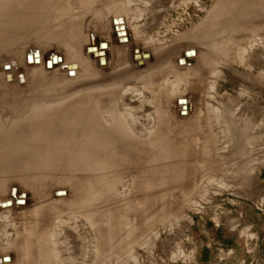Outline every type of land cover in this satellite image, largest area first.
<instances>
[{
    "label": "rangeland",
    "instance_id": "1",
    "mask_svg": "<svg viewBox=\"0 0 264 264\" xmlns=\"http://www.w3.org/2000/svg\"><path fill=\"white\" fill-rule=\"evenodd\" d=\"M31 1L7 0L15 9L8 4L0 47V194L10 185L12 195L30 194L28 206L26 194L14 201L25 208L0 211V257L10 254L0 264H42L39 224L53 236L51 264H264V12L257 0H47L53 6L43 2L46 9ZM213 16L221 20L214 23ZM207 17L209 28L198 30ZM121 22L130 28L126 44ZM94 39L107 65L86 59ZM188 48L197 58L187 65L178 59L195 56L184 54ZM38 50L44 59L52 53L59 59L31 68ZM165 51L170 55L159 57ZM85 96L118 100L139 130L146 125L147 160L141 146L119 138L113 152L99 153L89 166L66 150L58 163L48 156L44 171L26 175L30 184L2 172L39 155L11 152L27 139L36 143L25 134L45 127L42 117H31L34 107L59 104L52 116ZM179 97L190 108L181 110ZM60 130L56 150L65 146ZM8 198H1L3 208L14 204Z\"/></svg>",
    "mask_w": 264,
    "mask_h": 264
},
{
    "label": "bare ground",
    "instance_id": "2",
    "mask_svg": "<svg viewBox=\"0 0 264 264\" xmlns=\"http://www.w3.org/2000/svg\"><path fill=\"white\" fill-rule=\"evenodd\" d=\"M44 1H47V0H41V2H42V5H41V7H44V6H46V7H48V8H50L51 6H53V2H49V1H51V0H49L48 1V3H46V2H44ZM36 2H38V1H36V0H32L31 1V3H34V7L36 6L35 5V3ZM40 1L38 2V3H41ZM46 3L44 6H43V4L44 3ZM124 2V1H123ZM9 4V3H8ZM8 4H7V0H0V47H2L3 46V43H4V35H5V31H6V28H7V26L6 25H9V21H7V15H6V13H8V12H6L8 9H7V7L9 8V6H10V8H12L13 9V7L15 6V5H13V7H11V5L9 4V6H8ZM30 4V3H29ZM37 4V3H36ZM109 4V3H108ZM257 4L259 5V7H257L258 9H259V12H264V0H257ZM27 6H29L28 5V3H27ZM38 7L40 6V4H38L37 5ZM24 7V6H23ZM30 7H32V6H30ZM33 7V9H35L36 10V8H34ZM46 7H44L45 9H46ZM16 8H18L17 6H16ZM43 8V10L41 9V13H42V11L44 12L45 11V9ZM14 9H15V7H14ZM38 9H40V8H38ZM114 9V8H113ZM121 9V8H120ZM9 10H11V9H9ZM18 10V9H17ZM47 10H49V9H47ZM46 10V11H47ZM51 11H52V13H53V10H52V8L50 9ZM116 10V9H115ZM23 11H27V10H23ZM50 11V12H51ZM215 11H217V10H215ZM11 12H13L12 10H11ZM17 12H19V11H17ZM49 12V11H48ZM50 12L48 13V14H50ZM14 13V12H13ZM23 13V12H22ZM21 12H20V14H22ZM30 13V12H29ZM52 13H51V15H52ZM9 14V13H8ZM10 14H12V13H10ZM19 14V15H20ZM34 14V13H33ZM16 15H18V13H16L14 16L15 17H18V16H16ZM23 15V14H22ZM22 15H21V17H22ZM26 15H27V13H26ZM46 15V14H45ZM21 17H19V19H18V21H20V18ZM24 17V18H23ZM23 19H26L25 17H27V16H24L23 15ZM44 17V16H43ZM51 17V20H53L52 19V16H50ZM50 17H48L49 18V20H50ZM113 17H115V16H113ZM14 19H16V18H14ZM31 18H29V20H30ZM37 19V18H36ZM35 19V20H36ZM42 19H44V18H42ZM41 18L39 19V20H42ZM211 19V17L209 18V17H207V21H205L203 24H202V26H200L199 27V29L198 30H203V29H208L209 28V24L211 25V23H209V20ZM50 20V21H51ZM212 20H214V23H216V21H220L221 19H220V17H216V16H213V18H212ZM16 21V20H15ZM22 21V20H21ZM20 21V22H21ZM38 21V20H37ZM43 21H46V18L43 20ZM7 22H8V24H7ZM17 22V21H16ZM23 22L24 23H26L24 20H23ZM23 22H22V24H23ZM35 22V21H34ZM47 22V21H46ZM18 23V22H17ZM30 23H33V21L32 22H30ZM36 23V22H35ZM35 23H33V24H35ZM43 23V22H42ZM45 23V22H44ZM41 24V23H40ZM233 24H235V22L234 21H232V22H229V26H231V28H233ZM29 25V24H28ZM123 25V26H122ZM126 24H124V23H120V24H117V27H118V29L119 28H121V29H119V31H120V36H122V37H119V34H118V32L119 31H117L116 29H115V27H116V25H114V30H116L115 31V33H117L116 35V37H117V39H116V41H119L118 40V37H119V39H121V38H124V37H126L127 39H128V41L127 42H123L122 44H126V43H128L129 41H131L130 40V38H129V36H130V34H129V31H130V28H128V25H126ZM122 26V27H121ZM65 28H67V27H65ZM231 28L229 29V30H231ZM132 33V32H131ZM56 39V38H55ZM125 39V38H124ZM232 40H233V37L231 38V41H230V43L232 42ZM123 41V40H122ZM125 41V40H124ZM119 43H121L120 41H119ZM92 48H93V50H92ZM91 49V51H89ZM194 51V52H196L195 53V56H192V55H188V56H186V55H184L182 58H179L178 59V61L180 60V59H183L182 61L184 62V63H186L187 62V65L189 64V62H193L196 58H197V50H195V48H188L187 50H185V52H184V54H186L188 51ZM35 50H32V52H34ZM39 51V50H38ZM43 51V50H42ZM40 52V56H39V58L37 57L36 58V56L35 57H32L31 58V61H33V64H32V67L31 68H35L36 66H38L39 64L40 65H42V59H44V56H45V54H44V52ZM81 52V51H80ZM35 53V52H34ZM100 53V54H99ZM102 53V54H101ZM82 54V53H81ZM191 54V53H190ZM35 55V54H34ZM89 55V56H88ZM82 56H84V54L82 55ZM27 57H29V56H27ZM27 57H25V62H26V64H27V66H29L28 65V60L30 59H28L27 60ZM85 57H86V59L88 58L89 59V62H90V59H96V61H97V64L99 65V66H102V63L105 61V63H106V65L108 64V59H107V57H106V51L102 48H99V46L96 44V39H94V44H91V45H89V46H87L86 48H85ZM136 58H138V57H136ZM54 59H59V57L56 55V54H51L48 58H45L44 59V67H46V63L48 62V60H50V61H54ZM184 59L186 60V62L184 61ZM84 60V59H83ZM67 61V60H66ZM85 61V60H84ZM62 62V61H61ZM64 62V61H63ZM92 62V61H91ZM102 62V63H101ZM13 63V62H12ZM85 63V62H84ZM182 63V62H181ZM181 63H179L178 62V64L179 65H183V63L181 64ZM50 65H51V63H49ZM87 64V63H86ZM58 65H60V62H58ZM19 66H20V64H19ZM184 66V65H183ZM20 67H22V66H20ZM42 67V66H41ZM48 67V66H47ZM19 68V67H18ZM36 68H38V67H36ZM40 68V67H39ZM52 69H55V67L53 66V68ZM12 70V69H11ZM19 70V69H18ZM36 71V70H35ZM34 71V72H35ZM61 72V71H60ZM6 73V72H5ZM10 73V72H9ZM1 75V74H0ZM18 77V76H17ZM129 94V93H128ZM124 95H127V92L126 93H123L122 94V96H119V99L120 98H123L124 97ZM260 95V94H259ZM24 96V95H23ZM83 97V96H82ZM86 97V96H85ZM85 97L84 98H81L82 100H79V101H77L76 103H74L73 105H70V107H67L64 111H62V110H59V112H56L55 114H51L52 116H49L50 115V113H49V111H51V110H55L56 109V107L59 105H57L55 108H52L51 109V107H52V105H47V106H40V107H34V110H32L31 112H30V114H31V117H33V116H35V119H36V117L38 118V117H42V118H40V119H43V124H45V127L44 128H42V129H40L36 134H33L32 132H29V131H27V134H25V136L27 137V135H28V133H30L29 134V136H28V138H31L32 140H34V141H36V143H34V144H31L30 142H28V139H27V141L23 144V143H20V144H22V145H20V146H18V147H15V148H12L11 149V152L12 151H14V152H19V151H23V149H25V150H30V152H35V153H37V152H39V155L38 156H36V158H34V159H31V158H33V157H28V158H26L25 157V161H22V162H13V163H11V164H9V166H7V167H2L1 168V170H2V172L3 173H10V174H19V175H21L22 176V179H24L25 181L24 182H27V183H31V181L30 180H28V179H26V175L28 174V172H32V173H37L38 171H36V170H42V171H44L43 169H45V167L47 166V163H45V162H47V161H43V159H45L46 158V160L48 159V156H49V159L51 160V161H53V162H56L57 161V163L60 161V159H62L63 157L61 156V155H64L63 153H67L66 151H68L69 153H73L74 155H75V157H74V159L76 158V160H78V162H82L83 163V161H84V163H86L88 166L91 164V162H93L92 160L93 159H95V158H99L98 157V155H99V153H101V152H104V151H108L107 153H109V151H112L113 152V150H115L114 149V146L113 145H115L116 144V142H118L117 140L120 138L121 140L122 139H124L125 141H127V142H129L133 147L135 146V145H137V146H141L142 147V149H143V154L145 155V160H147V153H148V151H149V145H148V142H147V140L149 139L148 137L150 136L149 134V132H148V129H147V127H146V125H143L140 129L141 130H139L138 128H137V124L134 122V119L136 118L135 116H134V118H133V112H131L130 111V109H128V108H125V107H120L119 106V103H118V100H114V101H109V100H107L108 101V103H107V101H105V100H103V98H102V96H100V98L98 99V100H96V102H92V101H90V99H89V97H86L87 99H85ZM178 99H181L182 101L184 100V97H179V98H177V100H176V105L178 106V104H177V102H178ZM22 100V99H21ZM30 100V99H29ZM86 100H88V101H90V102H88V101H86ZM122 100V99H121ZM121 100H120V102H121ZM8 101V100H7ZM15 101V100H14ZM44 101V100H43ZM99 101H102V102H99ZM189 100H187V101H185L186 103L184 104V103H180L179 102V107H181L182 105L183 106H185L186 104V106L187 107H189L190 108V104H189V102H188ZM1 103H2V101H1ZM6 103V102H5ZM43 103V102H42ZM39 104V103H38ZM12 105H14V104H12ZM44 105H46V104H44ZM56 105V104H55ZM31 106V105H30ZM54 106V105H53ZM32 109H33V107H32ZM143 109V108H142ZM181 110H182V107L180 108ZM28 110V108L26 109V111ZM31 110V108L29 109V111ZM53 110V111H54ZM57 110V109H56ZM58 111V110H57ZM61 111V112H60ZM141 111V110H140ZM23 112H25V110L23 111ZM22 112V113H23ZM52 113V112H51ZM186 113V112H185ZM25 114H28V113H26L25 112ZM25 114L23 115V116H25ZM49 114V115H48ZM135 114V113H134ZM218 116V115H217ZM222 116V115H221ZM226 117H228V116H226ZM14 118V117H13ZM17 118V117H16ZM16 118H14V119H16ZM229 119H230V117H228ZM11 119V118H10ZM32 119H34V118H32ZM226 119V118H225ZM31 120V119H30ZM227 120V119H226ZM27 121V120H26ZM135 121H137L138 122V120H136L135 119ZM223 121V120H222ZM19 122V121H18ZM232 121H230V122H228V124L226 123V125H228L229 127H228V129H231L232 127H234V124H232L231 123ZM20 123V122H19ZM22 123H24V122H22ZM22 123H20V124H22ZM9 124H10V122H9ZM148 124V123H147ZM13 125H15V124H13ZM13 125H11V126H13ZM9 126V125H8ZM16 127V126H15ZM60 128H62L63 129V134L64 135H66V139H63V140H60L58 143H65L64 145L65 146H63L62 147V150H56V149H54V144L55 143H57V141L56 140H58V139H60L59 137H58V135L61 133V130H60ZM3 129H5V127L3 128ZM0 130H1V128H0ZM74 133V134H73ZM18 134V133H17ZM10 134H8V136H9ZM13 135H11V140H10V142L12 141V140H14L15 138H13L12 137ZM5 138L7 137V135L6 136H4ZM51 137H55V138H53V139H51ZM7 139H9V138H7ZM119 139V140H120ZM3 140V139H2ZM1 140V141H2ZM120 140V141H121ZM151 140V139H150ZM158 140V139H157ZM8 140H6V142H7ZM149 141V140H148ZM150 142V141H149ZM156 142V141H155ZM3 143V142H2ZM1 143V144H2ZM27 143V144H26ZM106 143H107V145H106ZM108 143H109V145H108ZM67 144V145H66ZM113 144V145H112ZM120 144H123V143H120ZM125 144V143H124ZM10 146V145H9ZM28 146H33V147H28ZM35 146V147H34ZM40 146H44V147H40ZM59 146V145H58ZM130 146V145H129ZM132 146H131V149H132ZM56 147V146H55ZM61 147V146H60ZM64 147H66V148H64ZM118 147H120V145L118 146ZM64 148V149H63ZM116 148H117V145H116ZM64 150H66V151H64ZM124 150V149H123ZM123 150H121V151H123ZM58 151V152H57ZM117 151V150H116ZM129 151L131 152V150H130V148H129ZM10 152V153H11ZM125 152V151H124ZM136 152V151H135ZM13 153V152H12ZM111 153V152H110ZM109 153V154H110ZM118 153V152H117ZM117 153H115V154H117ZM158 153V152H157ZM73 154H72V158H73ZM114 154V153H113ZM119 154H121L122 155V153H120L119 152ZM119 154H117V155H119ZM133 154H134V152H133ZM136 155H137V153H135ZM164 154V153H163ZM66 155V154H65ZM116 155V156H117ZM140 155V154H139ZM142 155V154H141ZM151 155V154H150ZM59 156H61V158L59 157ZM68 156V155H67ZM109 156V155H108ZM112 156V155H111ZM125 156V155H124ZM166 156V155H165ZM65 157V156H64ZM93 157V158H92ZM121 157V156H120ZM127 157V156H126ZM136 157V156H135ZM139 157V156H138ZM102 158H104V157H102ZM102 158H100V159H102ZM130 158V157H129ZM133 158H134V156H133ZM73 159V160H74ZM89 159H91V161L89 160ZM105 159V158H104ZM83 160V161H82ZM131 160H132V158H131ZM145 160H144V162H145ZM149 160H150V158H149ZM51 161H49V162H51ZM88 161H90V162H88ZM95 162L97 161V160H94ZM116 161V160H115ZM124 161V160H123ZM151 161V160H150ZM63 162V161H62ZM61 162V163H62ZM99 162H100V160H99ZM107 162V161H106ZM133 162V161H132ZM98 163V162H97ZM118 163V162H117ZM50 164V163H49ZM68 164H70V163H68ZM101 164V163H100ZM103 164V163H102ZM101 164V165H102ZM105 164V163H104ZM113 164V163H112ZM119 164V163H118ZM117 164V165H118ZM62 165H64V164H62ZM65 165H66V163H65ZM71 165V164H70ZM72 165H73V162H72ZM77 165V164H76ZM111 165V164H110ZM148 165V164H147ZM60 166V165H59ZM92 166V165H91ZM90 166V167H91ZM97 166H98V164H97ZM97 166H95V167H97ZM115 166V165H114ZM113 166V167H114ZM121 166V165H120ZM133 166V165H132ZM53 167V166H52ZM71 167V166H70ZM87 167V166H86ZM104 166H102V168H103ZM105 167L106 168H110V167H107V165H105ZM116 167V166H115ZM117 167H119V166H117ZM144 167V166H143ZM27 168V169H26ZM29 168H31L30 170H28ZM55 168V167H54ZM57 168V167H56ZM73 168V167H72ZM71 168V169H72ZM77 168V167H76ZM93 168H94V165H93ZM104 169V168H103ZM115 169V168H114ZM131 169V168H130ZM149 169V168H148ZM57 170H58V168H57ZM100 170V169H99ZM113 170V168L111 169V171ZM55 171V170H54ZM102 171V170H101ZM108 171V170H107ZM109 171H110V169H109ZM147 171V170H146ZM41 172V171H40ZM46 172V171H45ZM50 172V171H49ZM48 172V173H49ZM102 172H104V171H102ZM39 173V172H38ZM37 173V174H38ZM88 173H89V171H88ZM93 173V172H92ZM30 174V173H29ZM145 174H146V172H145ZM148 174V173H147ZM34 175H36V174H34ZM149 175V174H148ZM41 176V175H40ZM43 176H45V175H43ZM53 176V175H52ZM143 176H145V175H143ZM42 177V176H41ZM141 178H143L144 179V177H142V176H140ZM45 177H43L42 179H44ZM47 178H49V177H47ZM52 178V177H51ZM92 178V177H91ZM110 178V177H109ZM146 178V177H145ZM148 179V178H147ZM147 179H145V180H147ZM90 180V179H89ZM43 182H44V180H43ZM92 182V181H91ZM85 183V182H84ZM104 183H106V182H104ZM87 184V183H86ZM118 184V183H117ZM21 185V184H20ZM19 185V186H20ZM33 185V184H32ZM82 185V184H81ZM89 185V184H88ZM110 185V184H109ZM116 185V184H115ZM123 185V184H122ZM23 186V185H22ZM29 185H27V189L30 187H28ZM18 187V186H17ZM80 187V186H79ZM15 188V186H13V185H10V187H9V189H8V194L7 195H5L4 193H2V194H0V201H1V198H3V197H9L7 200H5V201H13V205H12V207L11 208H3L1 205H0V211L2 212V210H4L3 211V213H8L9 214V212H12V211H15V210H21V209H23V208H25V206L24 207H21V206H19V205H17L14 201H16V200H18V199H20V197H21V195L22 194H26V197L24 198L25 199V205L26 206H28V201H29V195L27 194V192H28V190H21L20 192H19V194L18 195H12L13 194V191H12V189H14ZM22 188H24V187H22ZM21 189V188H20ZM26 189V188H25ZM30 189V188H29ZM93 189V188H92ZM105 188H103V190H104ZM107 189V188H106ZM110 189H112V187H110ZM109 188L107 189L108 191L110 190ZM61 190H65V188H60V189H57L56 191H55V197H56V194H57V192L58 191H61ZM86 192H88V191H86ZM107 192V191H106ZM91 193V192H90ZM96 193V192H95ZM108 193V192H107ZM97 194V193H96ZM3 195H5V196H3ZM12 195V196H11ZM91 196V195H90ZM93 198V197H92ZM96 198H97V196H96ZM98 199V198H97ZM59 200H62V199H59ZM80 201V200H79ZM94 201V200H93ZM1 202H3V201H1ZM76 202V201H75ZM88 202H90V201H88ZM4 203V202H3ZM6 203V202H5ZM91 203V202H90ZM89 203V204H90ZM93 203V202H92ZM82 204H83V202H82ZM81 204V205H82ZM96 204V203H95ZM76 205V204H75ZM79 205V204H78ZM86 205V204H85ZM85 205H83V206H85ZM80 206V205H79ZM83 206H81V207H83ZM91 206V205H90ZM95 206H99V205H95ZM94 206V207H95ZM92 207V206H91ZM93 208V207H92ZM99 208V207H98ZM94 209H96V208H94ZM102 209V208H101ZM93 211V210H92ZM96 211V210H95ZM85 212V211H84ZM89 212H91L90 210H89ZM88 213V212H87ZM89 214V213H88ZM91 214H93V212H91ZM85 216L84 217H86V214H84ZM90 215V214H89ZM96 215V214H95ZM94 217V216H93ZM94 218H96V217H94ZM93 219V218H92ZM88 220V219H87ZM93 221H94V219H93ZM92 222V221H91ZM90 222V223H91ZM95 224H96V222H94ZM99 223V222H98ZM107 223V222H106ZM45 224V223H44ZM92 224H93V222H92ZM55 227H57V225H55ZM25 228V227H24ZM38 229H37V232H36V238L39 240V243H38V246H39V248H40V251H42V258H41V262L43 261L45 264H51V263H53V257L52 258H50V255L49 254H51V252L53 253V250H52V245L54 244L53 243V241H52V243H51V238H53V236L50 234V235H47V233H46V231L42 228V226H41V224H39L38 225V227H37ZM99 228V227H98ZM99 230V229H98ZM50 231V230H49ZM54 231H56V230H54L53 229V231H51V232H54ZM95 231V230H94ZM35 234V233H34ZM55 235V234H54ZM55 236H57V232H56V235ZM100 236V235H99ZM54 238H56V237H54ZM54 240V239H53ZM55 240H57V239H55ZM37 241V240H36ZM52 244V245H51ZM55 247L57 246V245H54ZM98 246V245H97ZM54 247V248H55ZM53 248V249H54ZM54 250H57V248L56 249H54ZM56 254V253H55ZM54 254V255H55ZM10 254L8 253V254H5V255H3V256H1L0 257V259H3V258H5V257H8ZM59 255V253H57L56 254V256H55V260L54 261H56V257L57 258H59L60 257V255ZM98 255V254H97ZM53 256V255H52ZM60 261H61V259H60ZM59 261V262H60ZM43 262H42V264H43ZM69 262H71V261H61L60 263L61 264H70ZM1 263H2V261H1ZM12 263V262H11ZM10 263V264H11Z\"/></svg>",
    "mask_w": 264,
    "mask_h": 264
},
{
    "label": "crops",
    "instance_id": "3",
    "mask_svg": "<svg viewBox=\"0 0 264 264\" xmlns=\"http://www.w3.org/2000/svg\"><path fill=\"white\" fill-rule=\"evenodd\" d=\"M167 51H165V52H160V56L159 57H162V56H164V55H166V56H169L170 55V52H167ZM173 52V51H172ZM166 53V54H165ZM174 54V53H173ZM159 57H157V58H159ZM144 60V59H143ZM142 60V61H143ZM147 60H144L143 62H137L138 64H143V63H145Z\"/></svg>",
    "mask_w": 264,
    "mask_h": 264
},
{
    "label": "water",
    "instance_id": "4",
    "mask_svg": "<svg viewBox=\"0 0 264 264\" xmlns=\"http://www.w3.org/2000/svg\"><path fill=\"white\" fill-rule=\"evenodd\" d=\"M114 22L117 23L116 20H115ZM119 22H120V21H119ZM117 29H118V28H117ZM120 29H121V28H120ZM189 54H190V53H188V55H189ZM191 54H193V52H192ZM180 103H184V104H185V101H180ZM183 109L186 110V107H183Z\"/></svg>",
    "mask_w": 264,
    "mask_h": 264
}]
</instances>
